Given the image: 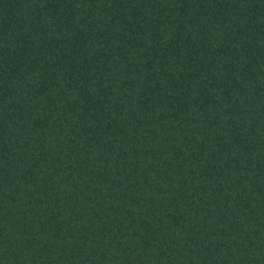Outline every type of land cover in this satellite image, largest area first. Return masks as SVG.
<instances>
[{
    "label": "trees",
    "instance_id": "trees-1",
    "mask_svg": "<svg viewBox=\"0 0 264 264\" xmlns=\"http://www.w3.org/2000/svg\"><path fill=\"white\" fill-rule=\"evenodd\" d=\"M0 264H264V0H0Z\"/></svg>",
    "mask_w": 264,
    "mask_h": 264
}]
</instances>
